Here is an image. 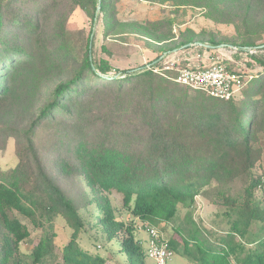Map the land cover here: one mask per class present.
I'll use <instances>...</instances> for the list:
<instances>
[{
  "label": "trees",
  "instance_id": "16d2710c",
  "mask_svg": "<svg viewBox=\"0 0 264 264\" xmlns=\"http://www.w3.org/2000/svg\"><path fill=\"white\" fill-rule=\"evenodd\" d=\"M116 1L0 0V103L55 79L33 118L12 133L16 163L0 171V264H105L78 242L91 230L105 242L116 240L127 264H149L133 227L117 219L112 193L134 217L161 230L185 208L186 220L174 232L195 264H264V0H167L204 9L217 23L237 19L238 39L191 28L175 35L170 20L136 23L152 42L173 41L150 65L188 44H227L256 61L260 69L241 74L229 100L176 82V71L117 69L94 54L91 30L85 36L66 28L80 8L91 26L101 14L108 36L121 25ZM196 196L218 207L224 227L209 235L197 227ZM16 212L41 229L36 242ZM59 218L71 229L60 255ZM24 242L30 245L23 251Z\"/></svg>",
  "mask_w": 264,
  "mask_h": 264
},
{
  "label": "rangeland",
  "instance_id": "374dc122",
  "mask_svg": "<svg viewBox=\"0 0 264 264\" xmlns=\"http://www.w3.org/2000/svg\"><path fill=\"white\" fill-rule=\"evenodd\" d=\"M117 18L121 25H116L115 30L108 36H102L104 22L99 14L94 24L91 26L90 19L80 9L76 8L69 15L66 28L70 31L83 29V35L92 31L94 42V54L103 56L110 60L117 69H133L148 64L158 55L159 48L165 44L160 41H151L149 37L138 30L136 23L145 24L150 21H173L171 30L177 35L179 31L185 28H191L202 35L213 33L214 35L238 39L243 30L239 27L238 20L230 23H217L205 16V10L189 6H173L167 0H117L115 2ZM167 30V27L163 28ZM162 29V30H163ZM262 41H264V36ZM104 44L106 49L102 51L100 45ZM259 51L264 54V46ZM107 51H109L107 53ZM185 57L190 58L193 64L203 65L209 63L211 57L224 59L226 64L234 71L241 74H251L260 69V65L249 58L244 52H238L234 46L225 45L221 48L214 47L203 49L196 44H189L187 47L175 48L170 52L161 55L160 61L178 60L185 65ZM244 76H240L239 84ZM55 79H44L40 84L30 88L28 92L20 90L7 103H0V171L13 166L17 157L15 155L16 137L12 133L21 131L33 118L35 107L41 103L42 95L46 94L52 87ZM111 204L115 207L117 219L124 221L133 227V235L140 242L143 249L148 248L147 228L151 225L147 222L134 217L125 207H123L120 194L112 193L110 195ZM186 209L180 208L174 217L167 221L166 225H160L165 239H173L178 242V247L173 248V255L167 261V264H195V260L190 258L185 252H182L181 239L174 232V226L184 220ZM218 207L208 200L196 196L195 204L191 213V219L197 227L203 232L210 234L211 231H218L217 227L223 225V222L216 213ZM16 216L27 226L30 231L32 243L36 242L41 234V229L35 228L32 223L24 216L16 212ZM186 220V218H185ZM71 229L62 218L57 219L55 226V251L60 255L61 247L67 242ZM80 246L91 253H99L106 258L105 264H127L124 256L119 252L118 242L113 240L105 242L100 233L94 230L81 232L78 236ZM30 245V244H29ZM29 245L24 242L21 244V250H25ZM149 264H155L154 260L147 257Z\"/></svg>",
  "mask_w": 264,
  "mask_h": 264
},
{
  "label": "built area",
  "instance_id": "2783aa9c",
  "mask_svg": "<svg viewBox=\"0 0 264 264\" xmlns=\"http://www.w3.org/2000/svg\"><path fill=\"white\" fill-rule=\"evenodd\" d=\"M185 65L178 60L164 61L160 65L146 64L154 73L166 76L167 71H176L174 80L192 89L202 90L211 97L229 100L238 90L240 74L230 70L224 59L211 57L209 63L203 65L193 64L190 58L185 57ZM148 232V248L146 253L155 264H167L173 251L169 247L168 240L164 238L162 231L150 225Z\"/></svg>",
  "mask_w": 264,
  "mask_h": 264
},
{
  "label": "water",
  "instance_id": "95a60500",
  "mask_svg": "<svg viewBox=\"0 0 264 264\" xmlns=\"http://www.w3.org/2000/svg\"><path fill=\"white\" fill-rule=\"evenodd\" d=\"M99 7V6H98ZM189 45V44H188ZM188 45H185V47H187ZM223 46H225V44H219V45H217V47L218 48H221V47H223ZM161 58V57H160Z\"/></svg>",
  "mask_w": 264,
  "mask_h": 264
}]
</instances>
